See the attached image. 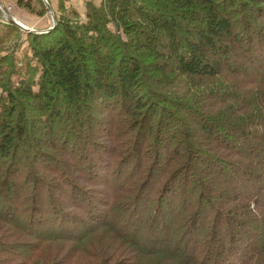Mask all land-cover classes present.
I'll return each mask as SVG.
<instances>
[{"label":"trees","instance_id":"obj_1","mask_svg":"<svg viewBox=\"0 0 264 264\" xmlns=\"http://www.w3.org/2000/svg\"><path fill=\"white\" fill-rule=\"evenodd\" d=\"M85 17L27 32L38 88L0 102V264H264V0H105Z\"/></svg>","mask_w":264,"mask_h":264},{"label":"rangeland","instance_id":"obj_2","mask_svg":"<svg viewBox=\"0 0 264 264\" xmlns=\"http://www.w3.org/2000/svg\"><path fill=\"white\" fill-rule=\"evenodd\" d=\"M46 1L50 5L52 13L47 9L45 0H0V102H2L6 97V93H7L6 87L8 86V88H13L23 78L24 79L33 78V82H34L33 89L36 90L38 88L36 83L39 80L41 67H42L40 64V60L32 53V42H35L32 41L33 37L27 34L28 32L27 30L18 26L16 27V25L8 21L6 18L7 14L14 16L19 22H21V24L36 31V32L32 31L33 33L42 34L48 32V31L46 32H42V31L52 27L53 23H55L54 25L55 27L56 24L59 23L61 20L68 19L73 23L84 22L86 20L85 17L86 7L88 3H91L94 6L99 7L105 2V0H46ZM54 27L52 28L53 30ZM183 35L185 36V34ZM46 41L47 39H45V42ZM110 105L114 106V104H110ZM115 113L117 112L114 111V107H111L109 110L105 109V111L100 112L99 115L103 117L104 120V122L101 124V129H97L93 127V129L91 130V134L95 136L93 137V139H96L100 143V144L99 143L96 144V149L98 153H101L102 155L99 157L100 164L99 161H97V164L93 166L94 171H97L98 173V175L95 177V181H94L95 183H93V185L99 183L98 182L99 177L105 174L106 162H104V160L108 159L110 156L107 153L105 154V151L103 150L104 149L103 146L104 145L109 146L112 143V138H114L112 137L113 134L107 135V132L111 130L109 118H111V116L114 117ZM104 114L105 116H103ZM32 116L33 115L31 114V117ZM41 124L43 125V123ZM37 125H38L37 123H34V125L32 126H37ZM69 125H73V122H70ZM195 130H196L194 131L195 137H199V132H198L199 130L197 129ZM33 132L39 135L41 133V130H38L37 127H34ZM34 140L36 141L37 139L35 138ZM53 140L56 141L55 136ZM36 162L38 163L39 161L37 160ZM48 164L50 165L51 163ZM39 165L45 170L48 169V166L45 163L40 162ZM59 165L60 164H55V166L52 168H56V167L59 168ZM109 166L111 170L115 168L113 165H108V167ZM69 170L72 171L71 169ZM157 172H159L158 166L155 169L154 174L157 175ZM152 181H153V176H150L146 186H149V184L151 183V187H152L153 185ZM180 181H182V179H180ZM93 185H90L93 190L102 189V186H100L102 184L100 183L96 186ZM147 190H149V188H146L144 191ZM250 192L251 190H249V192H247L246 194L248 193L250 194ZM169 197H170V192L168 191L165 201L166 199L168 200ZM164 207H165L164 204L161 205L162 208L161 212L168 215L169 214L168 208H164ZM71 211L73 212L72 209ZM142 211H144V209ZM142 211L139 213L144 214L142 213ZM105 212L108 213L111 212V210L108 209ZM131 222L133 221H130V224ZM79 228L81 229L82 227ZM221 229H224L223 223ZM198 234L199 233H197V235ZM164 235L165 234H161L160 236H164ZM169 235L170 234H168L167 237ZM215 241L217 242V239H215ZM167 242L168 239L164 241V243ZM199 246H200V253H204V250L202 249L203 244L199 243ZM215 246L216 244L214 242V247ZM216 248L217 246L214 249ZM240 248L241 246L238 247V250H240ZM190 254L191 253H189V255Z\"/></svg>","mask_w":264,"mask_h":264},{"label":"water","instance_id":"obj_3","mask_svg":"<svg viewBox=\"0 0 264 264\" xmlns=\"http://www.w3.org/2000/svg\"><path fill=\"white\" fill-rule=\"evenodd\" d=\"M45 2H46V5H47V9L52 13L51 8H50V5L48 4V2H47L46 0H45ZM4 11H5V10H4ZM5 12H6V11H5ZM6 18H7V20L10 21L11 23H13V24H15V25H17V26H19V27H21V28L27 30L28 32H29V31H34L33 29H31V28H29V27H26V26H24L23 24H21L20 22H18V20H17L14 16H12V15L7 14ZM53 19H54V18H53ZM54 25H55V23H53V26H52V27H50L49 29L44 30V31H42V32H46V31L51 30V29L54 27ZM23 26H24V27H23ZM34 32H36V31H34ZM40 32H41V31H40Z\"/></svg>","mask_w":264,"mask_h":264},{"label":"bare ground","instance_id":"obj_4","mask_svg":"<svg viewBox=\"0 0 264 264\" xmlns=\"http://www.w3.org/2000/svg\"><path fill=\"white\" fill-rule=\"evenodd\" d=\"M19 22V21H18ZM21 23V22H20ZM24 27V26H23Z\"/></svg>","mask_w":264,"mask_h":264}]
</instances>
